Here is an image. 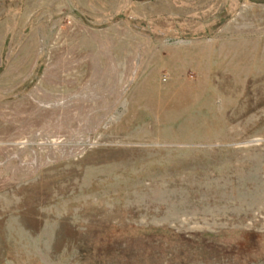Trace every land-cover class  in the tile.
Returning <instances> with one entry per match:
<instances>
[{"label": "rangeland", "instance_id": "374dc122", "mask_svg": "<svg viewBox=\"0 0 264 264\" xmlns=\"http://www.w3.org/2000/svg\"><path fill=\"white\" fill-rule=\"evenodd\" d=\"M0 264H264V0H0Z\"/></svg>", "mask_w": 264, "mask_h": 264}, {"label": "bare ground", "instance_id": "6f19581e", "mask_svg": "<svg viewBox=\"0 0 264 264\" xmlns=\"http://www.w3.org/2000/svg\"><path fill=\"white\" fill-rule=\"evenodd\" d=\"M181 94H182V93H181ZM186 94H187V93H186ZM186 94H185V95H186ZM180 96H182V95H180ZM174 97H175V96H174ZM172 98H173V97H172ZM182 98H183V96H182ZM181 100H182V99H181ZM181 100H180L179 102L177 101V102H178L177 105H179V103L181 102ZM183 100H184V99H183ZM172 102H173V100H172ZM173 103H174V102H173Z\"/></svg>", "mask_w": 264, "mask_h": 264}]
</instances>
